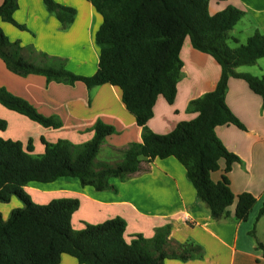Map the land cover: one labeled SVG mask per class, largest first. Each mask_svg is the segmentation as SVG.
I'll return each instance as SVG.
<instances>
[{
    "label": "trees",
    "instance_id": "trees-1",
    "mask_svg": "<svg viewBox=\"0 0 264 264\" xmlns=\"http://www.w3.org/2000/svg\"><path fill=\"white\" fill-rule=\"evenodd\" d=\"M41 1L63 30L72 24L74 8L54 0ZM85 1L102 18L94 38L99 58L93 75L74 74L66 69L65 59L33 50L37 60L29 61L22 55L20 43L11 42L1 29L0 60L9 72L20 77L42 76L47 84L81 83L88 90L102 85L117 88L125 110L141 128V141L116 150L121 159L115 165L98 164L96 168L94 158L104 139L114 133L113 127L99 121L93 127L92 138L81 145L42 139L44 151L40 156L32 155L31 140L25 146L0 138V202L8 203L15 197L22 203L7 220L0 213V264H59L62 255L74 258L77 264H164L166 257L182 262L199 259L202 250L192 242L177 245L169 254L165 252L168 226L157 229L151 239L135 235L129 242L124 239L126 225L121 218L84 224L81 230H74L71 217L78 209V200L55 199L36 205L24 188L30 183L47 184L71 177L81 186L105 191L111 189L109 179H129L142 170V162L173 157L184 167L197 202L205 206L213 220L227 218L228 208L236 200L234 218L245 222L256 200L248 193L235 197L231 192L226 174L240 160L224 147L214 130L223 125L244 129L225 103L230 78L244 80L264 103V76L235 71L264 58V34L255 30L245 43L229 47L228 33L244 13L227 7L210 14L208 0ZM17 8V0H3L0 19L26 30L13 18ZM186 39L193 49L209 55L219 65L220 76L214 90L188 103V112L196 113L192 120L178 123L168 134H155L147 123L158 96L169 105L174 102L182 68L180 51ZM0 105L42 127L62 126L58 118L39 114L27 101L2 87ZM5 128L6 122L0 119V130ZM221 159L225 162L224 175L215 183L210 174L218 170ZM263 214L264 203L257 217ZM257 247L264 249L262 244Z\"/></svg>",
    "mask_w": 264,
    "mask_h": 264
},
{
    "label": "crops",
    "instance_id": "crops-1",
    "mask_svg": "<svg viewBox=\"0 0 264 264\" xmlns=\"http://www.w3.org/2000/svg\"><path fill=\"white\" fill-rule=\"evenodd\" d=\"M54 1L76 10L74 21L67 29L61 28L41 0H17L18 8L13 18L26 30L1 19L0 29L11 42L20 43L22 55L29 61L37 60L30 51L33 50L34 53L65 59L66 69L74 74L93 75L99 58L94 38L102 22L101 16L85 0ZM2 2L0 0V5ZM227 7L244 13L239 22L246 26L247 32L258 30L264 34V0H208L210 14ZM234 40L239 42L236 38ZM180 60L181 75L173 104L169 105L158 96L153 116L147 123L148 129L155 134H168L178 123L192 120L196 113L188 112V103L214 90L220 76L219 65L209 55L193 49L188 39L182 45ZM240 68L235 71L257 78L264 76V69L249 73ZM0 87L27 101L39 114L56 117L62 123L58 128L61 137L46 141L43 132L49 133L47 130H40L35 126L37 123L0 105V119L14 124L18 135L22 136L24 129H32L41 141L42 138L48 143L66 140L73 145H81L92 138L93 127L99 121L114 129V133L104 139L100 150H122L141 141V128L125 110L119 90L110 85L88 90L81 83L74 86L47 84L42 76L20 77L9 72L0 60ZM225 103L244 129L223 125L216 127L214 132L224 147L240 160V163L232 164L226 174L231 192L235 197L248 193L256 200L245 222L234 218L236 200L228 208L227 218L213 220L205 206L197 202L184 167L173 157L144 161L142 170L129 179H109L111 189L105 191L81 186L76 178L71 177H62L47 184L30 183L24 191L36 205H46L55 199L78 200V209L71 217L74 230H81L84 224L95 225L121 218L126 225L124 239L127 242L135 235L151 239L157 229L168 226L167 254L176 250L177 245L188 242L202 250L199 259L182 262L166 257L164 264H264V249L257 247L258 244L264 245V214L257 217L264 203V103L244 80L237 78L228 80ZM0 138L16 141L7 136L5 130H0ZM39 150L44 151L43 148ZM224 167V160H219L218 170L210 174L213 182L221 180ZM3 205L4 213L0 212L3 220H7L13 209L22 207L15 197ZM182 215H187L189 220L184 221ZM59 264L77 262L68 255H62Z\"/></svg>",
    "mask_w": 264,
    "mask_h": 264
},
{
    "label": "rangeland",
    "instance_id": "rangeland-1",
    "mask_svg": "<svg viewBox=\"0 0 264 264\" xmlns=\"http://www.w3.org/2000/svg\"><path fill=\"white\" fill-rule=\"evenodd\" d=\"M246 26H243V23L238 22L234 27L233 30H231L228 35H229V40H228V45L231 48H234L236 46H238L239 44H243L246 41V37L251 36L253 32H247L246 31ZM240 30H243L242 33H239ZM249 35L247 36L246 35ZM251 33V34H250ZM233 37V38H232ZM236 38L239 42L235 43L233 41V39ZM259 68L264 69V59H259L255 65L250 66V67H241L240 69H242L243 72L245 71H249V73H253V71L255 73H258ZM250 75V74H249ZM3 88V87H2ZM7 111V110H6ZM4 121L6 122V128L5 131L7 132V136L15 139L16 141H19L21 143H24L23 145L26 146L28 140H31V145H32V155L33 156H40L43 153V150L40 151L39 148H43V143L41 140H39V138L36 135V132H34L32 129H24L23 130V135H18L16 132L17 127L12 124L11 122H9L8 120L4 119ZM35 126H37L40 130H47V132H49L52 135H49V133H44L45 135V139L46 141H50V139H57L59 137H61V131H59V129H53V128H48L45 129L44 127H42L41 125H37L35 124ZM2 131V130H1ZM4 131V130H3ZM44 139V138H42ZM120 153H118L117 151H112V152H108L107 150H100L98 152V154L96 155V157L94 158V165L96 166V168H98V164H109V165H115L116 163H118L121 159L120 157ZM16 202H20L18 199H16ZM20 205H22V203L20 202ZM3 203H0V212L3 211ZM4 213V212H2Z\"/></svg>",
    "mask_w": 264,
    "mask_h": 264
},
{
    "label": "built area",
    "instance_id": "built-area-1",
    "mask_svg": "<svg viewBox=\"0 0 264 264\" xmlns=\"http://www.w3.org/2000/svg\"><path fill=\"white\" fill-rule=\"evenodd\" d=\"M182 217H183V220H184V221L189 220V217H188L187 215H186V216H185V215H182Z\"/></svg>",
    "mask_w": 264,
    "mask_h": 264
}]
</instances>
